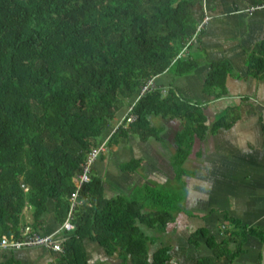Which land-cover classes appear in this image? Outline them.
I'll return each mask as SVG.
<instances>
[{
    "label": "trees",
    "instance_id": "trees-1",
    "mask_svg": "<svg viewBox=\"0 0 264 264\" xmlns=\"http://www.w3.org/2000/svg\"><path fill=\"white\" fill-rule=\"evenodd\" d=\"M200 2L0 0V240L20 239L26 207L33 232L45 234L50 205L61 226L87 156L103 148L100 156L129 137L159 139L152 117L181 123L173 138L177 176L186 174L188 146L232 126L228 116L207 125L203 108L172 85L200 66L189 53L203 30L197 29L202 19L192 14ZM246 70L253 78L264 76V40L247 54ZM230 71L227 61L210 62L204 93L224 97ZM163 74L171 80L164 92L154 84ZM135 169L133 162L121 167ZM89 175L72 213L74 230L55 237L62 248L57 264H88L85 240L119 264H168L171 247L152 250L155 241L141 227L164 233L174 222L178 195L144 184L131 196L106 197L102 180L92 169ZM219 224L218 237L203 227L190 235L188 246L197 247L201 238L210 252L194 264H232L248 236L264 243V230L229 214Z\"/></svg>",
    "mask_w": 264,
    "mask_h": 264
},
{
    "label": "crops",
    "instance_id": "crops-1",
    "mask_svg": "<svg viewBox=\"0 0 264 264\" xmlns=\"http://www.w3.org/2000/svg\"><path fill=\"white\" fill-rule=\"evenodd\" d=\"M258 2L202 0L192 9L197 20L207 18L189 49L200 66L193 74L174 80L172 85L188 103L203 108L207 125L223 116L233 117L234 121L230 128L209 132L187 147L189 156L182 167L186 174L177 176L172 164L173 138L181 130V123L159 117L150 119L160 131L159 139L145 143L134 137L121 139L117 145L105 149L92 167L94 175L102 180L106 197L131 196L144 184L167 191L166 188L183 187L184 201L173 192L179 197L178 210L174 213V222L168 226L170 244L182 247V257H179L182 263L194 264L210 254L203 239H197V247L188 246L187 240L202 227L220 236L223 226L219 221L224 214L239 219L245 226L264 230V76L253 78L246 70L247 54L264 40V10L246 12ZM218 61H227L231 71L225 83L227 94L214 99L206 95L203 88L209 63ZM154 84L164 92L171 80L163 74L154 79ZM125 112L123 110L119 118L125 116ZM112 156H116L117 161L111 160ZM132 162L136 164L134 171L121 170L122 165ZM23 214L26 227L31 228V209L26 207ZM57 229L50 205L44 233H54ZM152 232L151 239L156 241L158 233ZM84 246L88 264H95L98 259L106 261L104 264L120 263L116 257L106 256L95 242L85 240ZM202 246L205 251L194 260L190 250ZM150 247L154 249L152 244ZM262 249L263 244L258 239L248 236L243 253L232 264H260ZM58 254L43 247L19 250L0 247V264H57Z\"/></svg>",
    "mask_w": 264,
    "mask_h": 264
},
{
    "label": "built area",
    "instance_id": "built-area-1",
    "mask_svg": "<svg viewBox=\"0 0 264 264\" xmlns=\"http://www.w3.org/2000/svg\"><path fill=\"white\" fill-rule=\"evenodd\" d=\"M257 10H264V0H259L258 4H255L253 7L248 9L246 12L251 13ZM206 21H207V18L203 19L197 29L198 30L202 29ZM149 86H152L151 81L148 83L147 86L142 88L141 93H144L145 91H147ZM131 120H132L131 118L128 119V121H131ZM101 151H103V148L93 150L87 156V159L84 165L82 166V172L75 179V185L77 189L69 197L70 204H69L68 217L64 221V223L61 226H59L58 229L54 233L38 234V233L33 232L31 228L26 227L21 232L20 239L15 238L13 235H10L8 237L2 236L0 240V247L4 249H15V250H19L23 248H32V247H43L45 249H49L54 252H61L62 248H61L60 242L55 237L61 231L71 232L74 230V225L71 222V219H72V213L74 212V209L80 204L78 200L79 189L84 184H87L89 182L90 171Z\"/></svg>",
    "mask_w": 264,
    "mask_h": 264
},
{
    "label": "rangeland",
    "instance_id": "rangeland-1",
    "mask_svg": "<svg viewBox=\"0 0 264 264\" xmlns=\"http://www.w3.org/2000/svg\"><path fill=\"white\" fill-rule=\"evenodd\" d=\"M110 159L111 160H114L115 159L117 161V157L116 156L115 157L112 156ZM116 161H115V163H116ZM92 173L95 174V172H93V171H92ZM166 189H168L169 191H172V192H175V193L179 194L180 196L183 197V201H184L186 191L183 190V187H180L179 189L176 188V187L175 188L170 187V188H166ZM183 201L180 204H182ZM179 207H181V206H179ZM141 228H142V231L146 235H148L149 237H152V235H153L152 233L153 232H152L151 229H148V228H146L144 226H142ZM216 237H218L217 234H216ZM156 239H157L156 240L157 242L155 241V242L151 243L154 249H156L159 246H161V244H163V245H171L170 242L172 241V239H171V235L169 233V227L167 228V230L164 233H158V235L156 236ZM183 239H185V238L183 237ZM171 246H172L171 253H170L171 257H170V260H169L168 264H193V263H190V262L189 263L179 262L180 258L182 257L181 256L182 247L181 246H179V247L178 246H175L174 247L173 245H171ZM185 249H187V246H186ZM205 249L206 248L203 247V246L200 247V248H198V250L191 249L190 252H192L191 255L194 258V260L197 259V258H199V257H201L202 256V251H205ZM105 262L106 261H104V260L98 259V261H96L95 264H104Z\"/></svg>",
    "mask_w": 264,
    "mask_h": 264
},
{
    "label": "water",
    "instance_id": "water-1",
    "mask_svg": "<svg viewBox=\"0 0 264 264\" xmlns=\"http://www.w3.org/2000/svg\"><path fill=\"white\" fill-rule=\"evenodd\" d=\"M261 261L260 264H264V243H263V249L261 250Z\"/></svg>",
    "mask_w": 264,
    "mask_h": 264
}]
</instances>
